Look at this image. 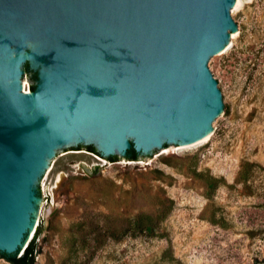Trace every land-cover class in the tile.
Instances as JSON below:
<instances>
[{"label":"water","instance_id":"1","mask_svg":"<svg viewBox=\"0 0 264 264\" xmlns=\"http://www.w3.org/2000/svg\"><path fill=\"white\" fill-rule=\"evenodd\" d=\"M240 1L0 0V253L23 255L68 148L153 160L218 132Z\"/></svg>","mask_w":264,"mask_h":264},{"label":"rangeland","instance_id":"2","mask_svg":"<svg viewBox=\"0 0 264 264\" xmlns=\"http://www.w3.org/2000/svg\"><path fill=\"white\" fill-rule=\"evenodd\" d=\"M232 19L241 30L230 36L234 48L210 69L228 103L218 132L199 148L171 149L153 160L138 156L136 161L121 157L109 162L84 148H68L49 164V179L41 186L43 208L34 228L43 229L35 264H61L72 245L80 248L84 238L95 237L104 245L92 257L78 251L79 262L264 260V0L240 1ZM195 163L197 172L220 180L211 196L204 181L187 172ZM169 207L158 230L161 237L111 238L104 233L116 222L122 229L130 216ZM0 264L10 263L0 258Z\"/></svg>","mask_w":264,"mask_h":264},{"label":"trees","instance_id":"3","mask_svg":"<svg viewBox=\"0 0 264 264\" xmlns=\"http://www.w3.org/2000/svg\"><path fill=\"white\" fill-rule=\"evenodd\" d=\"M24 68L28 70L27 65H25ZM32 76H33L32 78L35 80V74H33ZM30 90L31 91L34 90L33 85L30 87ZM83 148L91 153L100 156L99 152H97L96 148L93 145L84 146ZM138 156L139 155L134 151V149L131 148L128 151L127 156L124 158L129 161H136L138 159ZM107 160L110 162H115L118 161V158L116 156H112V157H108ZM187 172H189V174L192 175L193 177L202 179L204 181L207 195L209 196H211L215 192V190L217 189L220 183L219 179H215L207 174L204 175L202 173L197 172L196 163L195 165L189 166L187 168ZM170 212H171V207L167 209H161L155 214L139 213L137 215L130 216L127 219H125L124 220L125 225L123 226L122 229L118 230L120 224L116 222L114 227H111V225L108 226L104 230V233L109 234L111 238H123V237L137 238L139 236H145L149 238L161 237V235L158 233L160 223L166 219V217ZM74 228L76 233L80 232L81 224L75 225ZM42 229H43L42 225L36 229L32 240L29 242L22 256L17 257L15 254L6 255L4 253H0V258L6 260L10 264H35V259L37 255L41 253L36 240L40 236ZM103 245H104V241L101 239H97V237H95L93 240L84 238L81 241L80 248L73 249V245L70 247L67 253V257L61 261V264H85L84 261H80V262L78 261V255H77L78 251H82V253H85L84 251H86L90 253L92 257L94 251L101 248ZM256 264H264V260Z\"/></svg>","mask_w":264,"mask_h":264},{"label":"bare ground","instance_id":"4","mask_svg":"<svg viewBox=\"0 0 264 264\" xmlns=\"http://www.w3.org/2000/svg\"><path fill=\"white\" fill-rule=\"evenodd\" d=\"M31 236V235H30Z\"/></svg>","mask_w":264,"mask_h":264}]
</instances>
